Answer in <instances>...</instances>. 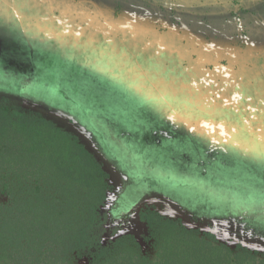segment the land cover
I'll use <instances>...</instances> for the list:
<instances>
[{"label":"trees","instance_id":"1","mask_svg":"<svg viewBox=\"0 0 264 264\" xmlns=\"http://www.w3.org/2000/svg\"><path fill=\"white\" fill-rule=\"evenodd\" d=\"M231 2L237 4V0ZM116 16L114 12L108 18L115 23ZM32 78L33 83H17V92L59 112L66 107L63 114L90 131L104 155L115 161L129 179L128 195L117 201L119 210L123 205L125 210L126 202L133 197L138 199L141 186L170 199H174L170 191L175 190L195 214L223 218L234 233L238 230L240 238L264 243V204L258 213L247 209L248 204L236 210L238 200L233 195L238 189L228 184L230 178L224 181V174L216 178L215 167L211 168L220 158L206 149L210 145L205 147L193 138L195 132L217 130V134L232 139L233 133L242 128L240 122L228 117L230 107L219 103L221 110L213 112L197 102L203 111L188 107L169 110L155 120H142L136 129L120 128L105 114L96 113L92 104L85 107L76 96H68L69 89L75 93L72 84L56 86L55 93L58 90L60 97L55 95L57 100L50 102L38 95L41 87H51L53 79L40 73ZM61 99L65 103H56ZM247 104L250 110L258 108ZM199 113L204 118L197 121ZM237 115L243 119V115ZM96 125L103 127L93 131ZM182 131L184 136L179 135ZM189 140L199 145L193 153ZM217 143L220 145L218 139ZM167 147L168 151L163 150ZM180 172L190 175L179 176ZM213 176L225 186L213 184ZM234 178L238 180L236 175ZM108 179V172L79 139L43 116L10 111L0 103V264H77L81 258L87 264H246L254 260L239 244L229 248L210 233L187 229L180 220L166 219L149 209L134 219L135 226L125 227L133 219L127 216L125 223L120 219L121 223L116 209L107 206L112 189ZM259 181L254 179L256 184Z\"/></svg>","mask_w":264,"mask_h":264},{"label":"rangeland","instance_id":"2","mask_svg":"<svg viewBox=\"0 0 264 264\" xmlns=\"http://www.w3.org/2000/svg\"><path fill=\"white\" fill-rule=\"evenodd\" d=\"M111 1L53 0V7L37 11L33 7L37 0H0V103L8 107L10 111L29 112L43 116L58 126L61 131L79 139L80 143L93 153L108 172V183L112 188L109 197H114L116 191L121 187V183L127 185L130 181L126 178L121 167L104 155L96 138L90 134L91 132L86 131L85 127L80 126L71 116L63 114L66 107L63 112L54 108H46L42 101L31 100L16 90L19 70L29 71L27 59H23V54H26V57L29 55L24 52L29 51V46L39 50L40 57L46 54V57L36 60L32 65L38 66L44 71L53 66L57 67V76L52 73L50 77L52 76L57 81L60 76H63L65 77L64 82L74 86L71 89H75L76 94L69 89L68 96L74 95L78 98L80 82L86 78L87 71L83 70L79 63L80 56L74 54L77 45L72 43L75 40H80L83 44L82 38L75 37L71 32L62 35L60 33L62 25L44 20L45 15L57 18L62 16L78 28L91 29L97 39L101 41L104 40L105 34L109 33L122 44L143 50L144 59L162 63L166 68V78L175 83L177 87L187 90V93H190L200 105L213 110V112L221 110L219 103L222 104V107H230L227 111L228 117L240 122L242 128L239 133H233L232 139L231 137L224 138L223 135L217 134L219 131L212 129V132L210 130L195 132L193 138L206 144L205 147L210 145L206 149L220 158V161L217 160L211 168L215 167L216 178L224 174V181L230 178L231 181L228 184L238 189V193L233 195L234 200H238L236 210H243L241 204H248L247 209H253V213L261 211L264 185L256 184L254 179L250 178V174L236 166L233 162V154L238 150L237 145L244 144L251 139L248 135L249 128L264 125V0H245L244 3L242 0H237L239 5L247 7L245 10L236 8L235 4H231L232 0H136V3L128 6V11L125 9L126 12L122 14L119 21L115 19L114 24L108 18L111 15L109 11L106 13L109 15L105 16V20L99 21L101 18L95 14L105 13L107 6L113 4ZM252 2L255 4L252 5ZM228 5L236 10L235 18L229 16L234 9ZM156 7L161 10H157ZM155 13L157 16L165 13L167 18L172 15L177 21L173 19L171 23L163 22L166 30L157 31L150 28L156 20ZM168 23H170L169 26H167ZM33 33H39V37L34 36ZM65 38L68 40L67 44L62 41ZM157 41L160 45L156 47ZM62 44L63 47H61ZM84 47L87 45L85 44ZM11 53L18 54L20 57L15 56L12 59L9 57ZM156 53H159V56ZM214 57H218L222 66H219L218 61H213ZM5 76L14 81L8 80ZM33 81L34 78L30 82L33 83ZM57 86L62 87L61 85ZM57 91L55 93L53 90L56 97L59 96ZM232 97L235 99H231ZM54 100L57 98L53 99V102H55ZM225 100L228 102L225 103ZM58 102L65 103L62 99L56 103ZM247 103L258 105L257 110L255 108L250 110ZM90 104L96 113L105 114L107 120L113 122V125H119L120 128L128 126L130 129L140 127L139 123L142 120H155L161 113L169 110H186L188 107L203 111L201 106L179 102L164 106L159 112L146 111L138 104L133 105L132 108H125L118 101L111 104L106 103L103 108H98L95 103ZM241 106L242 108L246 106V108L242 109ZM246 109L247 112H245ZM241 112L243 113L241 114ZM237 113L243 115V119ZM203 118V114L199 113L197 121ZM253 118L255 120H252ZM254 122L257 125L253 126ZM124 123L125 125H123ZM103 125L106 124L103 123ZM101 126L96 125L93 131H100ZM228 127H232V124L229 123ZM184 132L186 135L189 134L188 129H185ZM184 132H180L179 135L184 136ZM185 138L187 139V137ZM217 139L220 141V145L218 143L216 145ZM187 143L191 146V153H193L197 148L195 146L198 145L197 142L189 140ZM166 145L169 144L166 143ZM168 148H163V150L168 151ZM157 150L159 151V149ZM230 162L233 163V167L228 172L227 165ZM235 175L238 177L237 181L234 180ZM255 179L260 180V177L256 176ZM249 182H252L255 187L252 188ZM212 183L225 186L214 176ZM245 185L248 187L245 188ZM171 192L174 194V199L164 198L160 192H147L151 193V196L142 202L141 208L132 210L131 207H127L128 209L123 212L127 214L132 210L128 215L137 219L139 211L147 208L166 219L180 220L185 228L197 230L200 233H210L217 242L224 243L229 248L238 244L245 247L254 257V260L246 264H264L263 242H252L240 238L238 230L234 233L231 224L228 223L226 227H223V222H225L223 218L211 219L195 214V209L183 202L180 197L181 193L175 190H171ZM226 194L228 197L230 196V199L232 198L230 193ZM246 197L247 199H245ZM227 204L222 203L221 205ZM199 205L204 206L203 204ZM237 213L240 215L242 211H237ZM248 215L249 213H247ZM262 219L264 220V218ZM260 223H262L261 220ZM77 264H87V260L81 258Z\"/></svg>","mask_w":264,"mask_h":264},{"label":"snow or ice","instance_id":"3","mask_svg":"<svg viewBox=\"0 0 264 264\" xmlns=\"http://www.w3.org/2000/svg\"><path fill=\"white\" fill-rule=\"evenodd\" d=\"M244 2L245 0H242V3ZM53 6V0H37L33 5L37 11ZM43 19L53 24H61L62 35L71 32L84 42L83 44L80 40L72 42L77 45L74 54L80 56L79 63L82 69L87 71L86 78L80 82L79 104L87 107L90 103H95L98 108H103L106 103L118 101L125 108H132L138 104L139 107L151 112H159L164 106L176 102L199 107L187 90L177 87L166 78V68L162 63L143 58V50L122 44L109 33H106L104 40L101 41L91 29L78 28L62 16L57 18L45 15ZM33 35L39 37V33ZM67 43L68 41H64V44ZM85 44L87 47H84ZM156 55L159 56V53ZM64 80L65 77L60 76L53 83V89L57 85L62 86ZM227 102L228 100H225V103ZM168 119L172 117L169 116ZM248 135L251 137L248 142L237 145L238 150L233 154V162L241 167L242 171L250 174L251 179L259 176V183L264 185V125L255 129L249 128ZM227 167L232 168L233 163L230 162ZM178 175L188 177L190 173L180 172ZM247 187L245 185V188ZM261 203L264 204V200Z\"/></svg>","mask_w":264,"mask_h":264},{"label":"flooded vegetation","instance_id":"4","mask_svg":"<svg viewBox=\"0 0 264 264\" xmlns=\"http://www.w3.org/2000/svg\"><path fill=\"white\" fill-rule=\"evenodd\" d=\"M113 4H110L109 6H107V8H106V12L105 13H102V12H99L98 14H95V16H97V17H100L101 19H99V21H104L105 20V16H108L109 14H106L108 11H109V13L111 14V13H114V12H116L117 13V16H116V20L117 21H119L120 20V18H121V16H122V14H123V11H122V9H126L127 11L129 10V7L128 6H130L131 4H134V3H136L137 1L136 0H132V2H130V0H112L111 1ZM231 4H232V2H231ZM231 4H229V5H231ZM240 3H237V4H235L237 7L236 8H239V9H247V7H245V6H242V5H239ZM252 5L253 4H255V3H251ZM228 5V6H229ZM230 8H233V7H231V6H229ZM156 9L157 10H161V9H159L158 7H156ZM223 9H225L224 7H223ZM234 9V8H233ZM119 10H121V12L119 11ZM126 10H125V12H126ZM237 15V13H236V10L234 9L233 10V12L232 13H230V15L229 16H231V17H234L235 18V16ZM111 16V15H110ZM155 16H156V20L153 22V25L150 27V28H153V29H155V30H157V31H161V30H163L164 31V29L166 30V27L163 25V22H172L173 21V19H175V21H177L176 20V18L175 17H173L172 15H171V17L170 18H167V16L165 15V13H161V15L160 16H157L156 15V13H155ZM162 16V17H161ZM160 17V18H159ZM137 18H138V16H137ZM158 18H159V20H158ZM237 21H239L240 22V20H237ZM46 22V21H45ZM47 23V22H46ZM95 23H97V22H95ZM170 23H168V25L167 26H169V24ZM112 24H114V23H112ZM235 23H234V27H235ZM236 32V31H235ZM64 37H66V36H64ZM71 37V36H70ZM67 38V37H66ZM62 39V41L64 42V40H67V39ZM40 39H42L41 37H40ZM59 40H60V38H59ZM201 40V39H200ZM41 41V40H40ZM68 41V40H67ZM38 44H39V40H38ZM6 45H7V43H6ZM160 44H159V41H157L156 42V47L157 46H159ZM38 47H40L39 45H37ZM68 46H69V44H68ZM71 46V45H70ZM32 48H30V46H29V51L28 52H26V51H24L25 53H28L29 55L26 57L25 55L26 54H23V59L24 58H26L27 60V66L29 67V71L28 72H25V71H20L19 70V72L17 73V77H19L18 78V81L20 82H18V84L20 85L21 83H23V84H27V83H29L30 81H32V76H34V74L35 73H40V75H42V76H48L49 78H48V80H50L51 78H52V76H51V78H50V75H52V73H54V75L55 76H57V67H51L49 70H47V71H44V70H41L40 69V67L38 68V66H35V65H32L34 62H36V60H40L41 58H44V57H46V54H44V55H41V57H40V55L38 54V52H39V50H35V49H33L34 47L33 46H31ZM15 56H17V57H20V55H18V54H12L11 53V55L9 56V57H11L12 59L15 57ZM22 59V58H21ZM33 61V62H32ZM214 62L215 61H218L219 62V66H222V65H220V60L218 59V57H214V60H213ZM18 63V62H17ZM6 68H7V66H5ZM6 68H3V69H6ZM20 69V68H19ZM6 77V76H5ZM4 77V78H5ZM7 78V77H6ZM8 80H11V79H9V78H7ZM12 79H14V78H12ZM53 79V78H52ZM12 82L14 81V80H11ZM55 82V79H53L52 80V85H53V83ZM31 83V82H30ZM52 85H51V87H45V86H43V87H41L40 88V91H39V97H40V99H42V100H47V101H50L51 99H54L55 98V95L53 94V87H52ZM234 95H237V94H234ZM241 96V95H240ZM29 99L31 98V97H28ZM51 102V101H50ZM68 103V105H69V107H71V105L69 104V102H67ZM129 190V185L127 184H124V183H121V187L116 191V193H115V198L116 199H113V197H109L108 198V201H107V206L109 207V208H111V209H116V216H118L119 217V222H121L120 221V219H122L123 220V222L125 223L126 222V217L128 216V217H132L131 215H128V213L130 212V211H132L133 210V207L134 206H136V207H142L141 205H142V202H144L148 197H150L151 196V193H147V192H151L152 190H150L149 188H147V187H145V186H141L140 187V189L139 190H141L140 191V193H139V196L141 195V197L139 198L138 197V199L137 198H132L133 200H128L127 202H126V204H128V207H131L132 208V210H130L127 214L125 213V212H123V210H124V205H123V207L121 208V210H119V207H118V205H117V201H120V198H124L126 195H128V193H126L127 191ZM154 192V191H153ZM171 192V191H170ZM147 193V194H146ZM172 193V192H171ZM145 194H146V196H145ZM157 194H159V193H157ZM161 194V196H163L164 198H167L168 196L165 194H163V193H160ZM127 197H129V196H127ZM143 197V198H142ZM142 198V199H141ZM138 202V203H137ZM138 204V205H137ZM114 207V208H113ZM126 207H127V205H126ZM125 207V209H128V208H126ZM147 208H145V209H142V210H140L139 212L141 213L142 211H144V210H146ZM135 210V209H134ZM138 212V213H139ZM131 213V212H130ZM139 213V214H140ZM126 214V215H125ZM124 215V216H123ZM138 219H139V216L137 217ZM132 219H134L133 217H132ZM225 222H223V227H226V224H230V222L229 221H226V220H224ZM139 221L138 220H136V223H138ZM122 223V222H121ZM131 224H133V226H135V223L132 221L130 224H127V225H125V227L126 226H128V225H131ZM125 229V228H124Z\"/></svg>","mask_w":264,"mask_h":264},{"label":"water","instance_id":"5","mask_svg":"<svg viewBox=\"0 0 264 264\" xmlns=\"http://www.w3.org/2000/svg\"><path fill=\"white\" fill-rule=\"evenodd\" d=\"M138 205V204H137ZM136 206H134L133 208H135ZM138 207H136V209H137Z\"/></svg>","mask_w":264,"mask_h":264}]
</instances>
